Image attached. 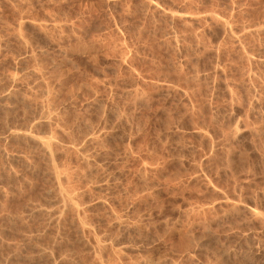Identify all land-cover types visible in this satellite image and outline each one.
Instances as JSON below:
<instances>
[{
	"label": "rangeland",
	"instance_id": "374dc122",
	"mask_svg": "<svg viewBox=\"0 0 264 264\" xmlns=\"http://www.w3.org/2000/svg\"><path fill=\"white\" fill-rule=\"evenodd\" d=\"M263 26L264 0H0V264H264Z\"/></svg>",
	"mask_w": 264,
	"mask_h": 264
},
{
	"label": "bare ground",
	"instance_id": "6f19581e",
	"mask_svg": "<svg viewBox=\"0 0 264 264\" xmlns=\"http://www.w3.org/2000/svg\"><path fill=\"white\" fill-rule=\"evenodd\" d=\"M146 1H147V0H146ZM150 2H152V1H150ZM153 3H155V2H153ZM162 10H163V9H162ZM169 12H170V11H169ZM170 13H171V12H170ZM175 13H176V12H175ZM191 13H192V12H191ZM185 14H186V13H185ZM210 14H212V13H210ZM180 15H181V14H180ZM193 15H194V14H193ZM193 15H192V16H193ZM197 15H199V14H197ZM212 15H213V14H212ZM195 17H196V15H195ZM214 17H216V16H214ZM179 18H180V17H179ZM211 18H212V17H211ZM209 19H210V18H209ZM212 19H213V18H212ZM216 19H218V18H216ZM216 19H215V20H216ZM217 22H218V21H217ZM224 22H225V21H224ZM51 24H53V23H51ZM226 24H227V22H226ZM229 24H230V23H229ZM39 25H40V24H39ZM223 25H224V24H223ZM240 25H241V24H240ZM54 26H55V25H54ZM226 26H227V25H226ZM263 27H264V26H263ZM228 28H230L229 25H228ZM258 28H259V27H258ZM237 29H238V28H237ZM248 29H249V28H248ZM253 29H254V28H253ZM244 30H245V29H244ZM246 30H247V29H246ZM259 30H260V29H259ZM242 31H243V30H242ZM235 33H236V32H235ZM238 34H240V32H239ZM232 35H233V34H232ZM235 35H236V34H235ZM240 35H241V34H240ZM237 36H238V35H237ZM195 37H196V36H195ZM234 37H235V36H234ZM249 37H250V36H249ZM237 38H238V37H237ZM257 38H258V37H257ZM243 39H244V38H243ZM248 39H249V38H248ZM245 42H246V41H245ZM236 44H237V43H236ZM238 45H240V43H239ZM241 46H242V45H241ZM216 48H217V47H216ZM219 49H220V48H219ZM243 51H244V50H243ZM215 53H216V52H215ZM248 55H249V54H248ZM251 57H252V56H251ZM249 58H250V56H249ZM124 59H125V58H124ZM246 59H247V57H246ZM250 59H251V58H250ZM236 60H237V59H236ZM247 60H248V59H247ZM249 65H250V64H249ZM214 66H215V65H214ZM222 69H223V68H222ZM248 76H249V75H248ZM154 82H155V81H154ZM163 84H164V83H163ZM163 84H162V86H163ZM169 87H170V86H169ZM174 87H176V86H174ZM162 88H163V87H162ZM165 88H166V87H165ZM165 88H164V89H165ZM170 88H171V87H170ZM166 89H169V88H166ZM171 89H172V88H171ZM228 89H229V88H228ZM169 90H170V89H169ZM171 92H172V91H171ZM173 92H174V91H173ZM184 92H185V91H184ZM182 94H183V93H182ZM131 95H132V94H131ZM191 95H192V94H191ZM227 104H228V103H227ZM197 107H198V106H197ZM190 113H191V112H190ZM209 118H210V117H209ZM236 118H237V117H236ZM236 118H235V119H236ZM158 121H159V120H158ZM232 121H233V120H232ZM234 121H235V120H234ZM236 121H237V120H236ZM240 122H241V121H240ZM236 123H238V122H235L234 125H237ZM241 123H242V122H241ZM161 125H162V124H161ZM163 125H164V124H163ZM234 125H233V126H234ZM233 126H232V128H233ZM239 126H240V125H239ZM234 127L236 128V126H234ZM24 128H25V127H24ZM197 128H198V127H197ZM205 129H206V128H205ZM209 129H210V128H209ZM230 129H231V128H230ZM239 129H240V128H239ZM11 130H12V129H11ZM29 130H30V129H29ZM234 130H235V129H234ZM13 131H14V130H13ZM15 131H16V130H15ZM23 131H24V130H23ZM167 131H168V130H167ZM194 131H195V130H194ZM194 131H193V132H194ZM196 131H199V130H196ZM235 131H238V130H235ZM252 131H253V130H252ZM16 132H19V131H16ZM200 132H201V131H200ZM203 132H204V131H203ZM205 132H206V130H205ZM232 132H233V129H232ZM10 133H11V132H10ZM13 133H15V132H13ZM196 133H197V132H196ZM201 133H202V132H201ZM254 133H255V132H254ZM18 134H19V133H18ZM25 134H26V133H24V137L27 136L28 133H27L26 135H25ZM198 134H200V133H198ZM202 134H203V133H202ZM202 134H201V135H202ZM204 134H206V133H204ZM204 134H203V136H201V135H200V136H201V137H205V139H206V136H208V135L206 134V136H204ZM234 134H235V133H234ZM234 134H233V136H234ZM11 135H12V134H11ZM15 135H16V134H15ZM22 135H23V134H22ZM28 135H31V134L29 133ZM42 135H43V134H42ZM49 135H50V134H49ZM33 136H34V135H33ZM33 136H29L30 139H31ZM38 136H39V135H38ZM14 137H15V136H14ZM29 137H28V139H29ZM234 137H235V136H234ZM244 137H245V136H244ZM35 138H36V136H35ZM35 138H32V139L35 140ZM37 138H39V142L36 141V143H40V144H41L40 146H42L43 148H46V147L49 145V143H50V141H49L50 137H49V139H47V137H46L44 140H43V138L40 140L41 136H40V137H37ZM37 138H36V140H37ZM227 138H229V137H227ZM231 138H232V137H231ZM231 138H230V139H231ZM46 139H47V140H46ZM232 139H233V138H232ZM50 140L53 142V139H50ZM227 140H228V139H227ZM233 140H234V139H233ZM240 140H241V139H240ZM243 140H244V139H243ZM11 141H12V140H11ZM13 141H14V140H13ZM231 142H232V141H231ZM240 142H241V141H240ZM210 144H211V143H210ZM56 145H57V144H56ZM28 146H29V145H28ZM40 146H39V147H40ZM33 147H34V146H33ZM42 147H41V148H42ZM43 148H42V149H43ZM48 148H49V147H47L45 150L47 151ZM180 148H181V147H180ZM210 148H211V147H210ZM49 150H50V149H49ZM50 151H51V150H50ZM47 152H49V151H47ZM5 153H6V152H5ZM42 154H43V153H42ZM50 155H51V154H50ZM23 156H24V155H23ZM51 157H52V156H51ZM51 157H50V158H51ZM7 158H8V157H7ZM201 160H202V159H201ZM51 161H52V159H51ZM11 162H12V161H11ZM176 162H177V161H176ZM200 162H201V161H200ZM51 163H52V162H51ZM180 163H181V162H180ZM52 164H53V163H52ZM53 165H54V164H53ZM52 167H53V166H52ZM54 167H55V166H54ZM54 169H55V168H54ZM53 174H54V173H53ZM56 175H58V174H56ZM56 175H55V176H56ZM203 175H204V174H203ZM193 176H194V175H193ZM189 177H190V176H189ZM57 178H58V176H57ZM53 179H54V178H53ZM60 179H62V178H60ZM60 179H59V180H60ZM193 179H194V178H193ZM64 180H65V179H64ZM246 180H247V179H246ZM55 181H57V180H55ZM207 181H208V180H207ZM67 182H68V181H67ZM205 182H206V181H205ZM208 182H209V181H208ZM208 182H206V183L208 184ZM56 183H57V182H56ZM58 183H59V182H58ZM64 183H65V182H64ZM59 184H61V180H60V183H59ZM164 184H165V183H164ZM204 184H205V183H204ZM209 184H210V183H209ZM101 185H102V184H101ZM59 186H60V185H59ZM105 186H106V185H105ZM213 186H214V185H213ZM209 187H210V186H209ZM209 187H208V188H209ZM58 188H59V187H58ZM61 188H62V187H61ZM98 188H99V187H98ZM102 188H103V187H102ZM105 188H106V187H105ZM107 188H108V187H107ZM210 188H211V187H210ZM100 189H101V188H100ZM197 189H198V188H197ZM213 189H215V188H213ZM62 190H63V188H62ZM67 190H68V189H67ZM67 190H66V191H67ZM215 190H216V189H215ZM217 190H218V189H217ZM219 190H220V189H219ZM209 191H210V190H209ZM213 191H214V190H213ZM220 191H221V190H220ZM60 192H61V191H60ZM63 192H64V190H63ZM63 192H62V193H63ZM68 192H70V191H68ZM211 192H212V190H211ZM214 192H215V191H214ZM214 192H213V194L216 193V192H215V193H214ZM217 192H218V191H217ZM65 193H66V192H65ZM65 193H64V194H65ZM221 193H223V192H221ZM221 193H220V194H221ZM220 194H219V195H220ZM224 194H225V192H224ZM61 195H63V194H61ZM65 195H66V194H65ZM67 195H68V194H67ZM67 195H66V196H67ZM215 195H216V194H215ZM69 196H70V195H68V197H69ZM71 196H72V195H71ZM217 196H218V195H217ZM221 196H224V195H221ZM61 197H62V196H61ZM63 197H64V195H63ZM219 197H220V196H219ZM227 197H228V196H227ZM59 198H60V197H59ZM59 198H58V199H59ZM254 198H255V197H254ZM68 199L70 200V198H68ZM219 199H220V198H219ZM219 199H218V200H219ZM60 200H61V199H60ZM64 200H66V199L64 198V199L61 200L60 202L62 203ZM69 200H68V201H69ZM71 200H72V199H71ZM100 200H101V199H100ZM100 200H99V201H100ZM224 200H227V199L224 198ZM56 201H57V200H56ZM68 201H66V202H68ZM102 201H103V200H102ZM102 201H101V202H102ZM227 201H228V200H227ZM227 201H226V202H227ZM229 201H230V200H229ZM229 201H228V202H229ZM242 201H243V200H242ZM247 201H248V200H247ZM252 201H253V200H252ZM57 202H58V201H57ZM66 202L64 201V203H66ZM105 202H106V201H105ZM233 202H234V201H233ZM236 202H237V201H236ZM236 202H235V203H236ZM253 202H254V201H253ZM58 203H59V202H58ZM64 203H63V204H64ZM71 203H72V202H71ZM66 204H67V203H66ZM96 204H97V203H96ZM96 204H93V205L96 206ZM99 204H100V203H99ZM101 204H103V203H101ZM200 204H201V203H200ZM224 204H225V203H224ZM237 204H239V202H238ZM241 204H243V203H241ZM241 204H240V205H241ZM60 205H61V204H60ZM97 205H98V204H97ZM107 205H108V204H107ZM231 205H232V204H231ZM240 205H239V206H240ZM57 206H58V205H57ZM62 206H63V205H62ZM68 206H69V204H68ZM197 206H198V205H197ZM229 206H230V205H229ZM233 206H234V204H233ZM237 206H238V205H237ZM243 206H244V205H242V207H243ZM253 206H254V204H253ZM63 207H64V206H63ZM204 207H205V206H204ZM235 207H236V204H235ZM39 208H40V207H39ZM77 208H78V207H77ZM206 208L209 209L208 207H206ZM211 208H212V207H211ZM232 208H233V207H232ZM236 208H237V207H236ZM238 208H239V207H238ZM247 208H249V207H247ZM27 209H28V208H27ZM230 209H231V207H230ZM240 209H241V208H240ZM245 209H246V206H245ZM249 209H251V208H249ZM249 209H246V210L250 212ZM37 210H39V209H37ZM40 210H41V209H40ZM45 210H46V209H45ZM48 210H49V209H48ZM53 210H54V209H53ZM56 210H57V209H56ZM202 210H203V209H202ZM209 210H211V209H209ZM212 210H213V209H212ZM231 210H232V209H231ZM234 210H235V209H234ZM234 210H233V211H234ZM238 210H239V209H238ZM238 210H237L236 212H238ZM251 210H252L253 213H256L255 211H257V210H254L253 207H252ZM253 210H254V211H253ZM32 211H33V210H32ZM240 211H241V210H240ZM57 212H58V210H57ZM77 212H78V211H77ZM203 212H204V211H203ZM252 212H251V213H252ZM259 212H260V211H259ZM259 212H258V213H259ZM43 213H44V212H43ZM47 213H48V212H47ZM59 213H60V212H59ZM231 213H232V212H231ZM233 213H234V212H233ZM253 213H252V215H257V214H258V213H257V214H253ZM57 214H58V213H57ZM204 214H205V213H203V215H204ZM224 214H225V213H224ZM237 214H239V213H237ZM243 214H244V213H243ZM203 215H202V217H203ZM227 215H228V214H227ZM230 215H231V214H230ZM258 215H259V214H258ZM51 216H52V215H51ZM76 216H77V215H76ZM233 216H234V215H233ZM259 216H261V215H259ZM218 217H219V216H218ZM261 217H264V216H261ZM232 218H233V217H232ZM250 218H251V217H250ZM52 219H53V218H52ZM57 219H58V218H57ZM213 219H214V217H213ZM215 219H216V218H215ZM225 219H226V218H225ZM229 219H230V218H229ZM235 219H236V218H235ZM238 219H239V217H238ZM240 219H241V218H240ZM201 220H202V222H203V218H202ZM133 221H134V220H133ZM205 221H206V220H205ZM229 221H231V220H229ZM238 221H239V220H238ZM248 221H249V220H248ZM236 222H237V221H236ZM250 222H251V221H250ZM250 222H249V223H250ZM263 222H264V221H263ZM227 223H229V224L232 225V223H230V222H227ZM246 223H248V222H246ZM117 224H118V223H117ZM117 224H116V225H117ZM203 224H204V223H203ZM233 224H234V223H233ZM261 224H262V223H261ZM81 225H82V224H81ZM127 225H129V224H127ZM130 225H131V224H130ZM130 225H129V226H130ZM215 225H216V224H215ZM259 225H260V224H259ZM263 225H264V224H263ZM83 226H84V225H83ZM85 226H86V225H85ZM206 226H207V225H206ZM208 226H209V225H208ZM80 227H81V226H80ZM117 227H118V226H117ZM132 227H133V226H132ZM202 227H203V226H202ZM212 227H213V226H212ZM214 227H215V226H214ZM93 228H94V227H93ZM123 228H124V227H123ZM130 228H131V227H130ZM132 229H133V228H132ZM213 229H214V228H213ZM213 229H212V230H213ZM203 230H204V229H203ZM134 231H136V230H134ZM132 232H133V231H132ZM213 232H216V231H213ZM231 232H233V231H231ZM37 233H38V232H37ZM135 233H136V232H135ZM206 233H208V232H206ZM233 233H234V232H233ZM233 233H231V234H233ZM236 233H237V232H236ZM241 233H242V232H241ZM133 234H134V233H133ZM209 234H210V233H209ZM234 234H235V233H234ZM252 234H253V233H252ZM252 234H251V235H252ZM221 235H222V234H221ZM224 235H225V234H224ZM238 235H239V234H238ZM227 236H228V235H227ZM231 236H232V235H231ZM234 236H235V235H234ZM246 236H247V235H246ZM192 237H193V236H192ZM220 237H221V236H220ZM228 237H229V236H228ZM211 238H212V237H211ZM216 238H217V237H216ZM225 238H226V235H225ZM235 238H236V237H235ZM188 239H189V238H188ZM190 239H191V237H190ZM193 239H194V238H193ZM218 239H219V238H218ZM197 240H198V239H197ZM243 240H244V239H243ZM243 240H242V241H243ZM258 240H259V239H258ZM186 241L189 242L190 240H189V241L186 240ZM193 241H194V240H193ZM198 241H199V240H198ZM244 241H245V240H244ZM250 241H251V240H250ZM98 242H99V241H98ZM195 242H196V240H195ZM209 242H210V241H209ZM247 242H248V240H247ZM251 242L254 243V241H251ZM251 242H250V243H251ZM23 243H24V242H23ZM105 243H106V242H105ZM191 243H192V240H191ZM193 243H194V242H193ZM197 243H198V242H197ZM213 243H214V242H213ZM28 244H29V243H28ZM189 244H190V243H189ZM189 244H188V245H189ZM247 244H248V243H247ZM182 245H183V244H182ZM195 245H196V244H195ZM199 245H200V244H199ZM208 245H210V243H209ZM180 246H181V245H180ZM184 246H187V245H185V243H184ZM192 246H193V245H192ZM204 246H205V245H204ZM256 246H257V244L255 245V247H256ZM99 247H100V246H99ZM181 247H183V246H181ZM181 247H178V248H181ZM188 247H189V246H188ZM188 247H187V248H188ZM201 247H202V246H201ZM214 247H215V246H214ZM214 247H213L212 249H214ZM255 247L253 246V248H255ZM259 247H260V245H259ZM190 248H191V247H190ZM190 248H188V249H190ZM247 248H248V246H247ZM247 248H246V249H247ZM99 249H100V248H99ZM128 249H129V248H128ZM130 249H131V248H130ZM132 249H133V248H132ZM185 249H186V248H185ZM207 249H208V248H207ZM217 249H218V248H217ZM219 249H220V248H219ZM219 249H218V250H219ZM221 250H222V248H221ZM221 250H219V251H221ZM228 250H229V249H228ZM231 250H232V249H231ZM234 250H235V249H234ZM255 250H256V249H255ZM255 250H254V251H255ZM97 251H98V250H97ZM183 251H184V250H183ZM193 251H194V250H193ZM202 251H203V249H202ZM205 251H206V250H205ZM205 251H204V252H205ZM212 251H213V250H212ZM215 251H217V250H215ZM219 251H218V252H219ZM236 251H237V250H236ZM93 252H94V251H93ZM180 252H181V251H180ZM180 252H179V253H180ZM204 252H203V253H204ZM227 252H228V251H227ZM240 252H241V251H240ZM251 252H252V251H251ZM182 253H183V252H182ZM189 253H190V252H189ZM189 253H188V256H189ZM219 253H220V252H219ZM229 253H230V250H229ZM233 253H234V251H233ZM237 253H238V251H237ZM241 253H242V252H241ZM243 253H244V251H243ZM243 253H242V254H243ZM252 253H253V252H252ZM255 253H256V252H255ZM225 254H227V253L225 252ZM242 254H240V255H242ZM245 254H246V253H245ZM245 254H244V255H245ZM263 254H264V253H263ZM184 255H185V254H184ZM194 255H195V254H194ZM211 255H212V254H211ZM220 255H221V254H219V256H220ZM236 255H238V254H236ZM240 255H239V256H240ZM244 255H243V256H244ZM186 256H187V255H186ZM191 256H193V255H191ZM191 256H190V257H191ZM214 256H215V255H214ZM227 256H229V255H227ZM232 256H234V255H232ZM243 256H242V257H243ZM220 257H221V256H220ZM246 257H247V256H246ZM27 258H28V257H27ZM95 258H96V257H95ZM205 258H207V257H205ZM214 258H215V257H214ZM216 258H217V257H216ZM223 258H224V257H223ZM238 258H239V257H238ZM248 258H249V257H248ZM248 258H247V259H248ZM234 259H235V258H234ZM234 259H232V260H234ZM243 259H245V258L243 257ZM256 259H257V258H256ZM202 260H203V258H202ZM205 260H206V259H205ZM212 260H213V259H212ZM225 260H226V259H225ZM248 260H249V259H248ZM252 260H253V258H252ZM258 260H259V259H258ZM185 261H186V260H185ZM193 261H194V260H193ZM203 261H204V260H203ZM206 261H208V260H206ZM210 261H211V260H210ZM210 261H209V263H210ZM213 261H217V260H213ZM240 261H241V260H240ZM186 262H187V261H186ZM189 262H190V261H189ZM196 262H197V261H196ZM196 262H194V263H196ZM211 262H212V261H211ZM237 262H238V261H237ZM250 262H251V261H250ZM260 262H261V261H260ZM260 262H259V263H260ZM183 263H184V262H183ZM202 263H203V262H202ZM209 263H208V264H209ZM239 263H240V262H239ZM255 263H256V262H255ZM101 264H102V263H101ZM167 264H168V263H167ZM192 264H193V263H192ZM211 264H214V263L212 262ZM218 264H219V263H218ZM226 264H227V263H226ZM230 264H231V263H230Z\"/></svg>",
	"mask_w": 264,
	"mask_h": 264
}]
</instances>
